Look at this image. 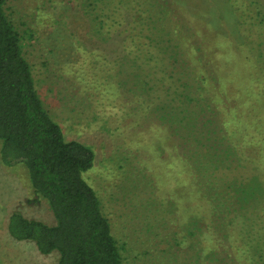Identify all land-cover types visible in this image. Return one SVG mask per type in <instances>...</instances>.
I'll list each match as a JSON object with an SVG mask.
<instances>
[{
    "label": "rangeland",
    "instance_id": "1",
    "mask_svg": "<svg viewBox=\"0 0 264 264\" xmlns=\"http://www.w3.org/2000/svg\"><path fill=\"white\" fill-rule=\"evenodd\" d=\"M258 10L264 12V0L7 2L6 15L21 36L44 108L66 141L94 154L83 179L110 222L122 264H264V58L250 48L263 32L243 26L255 21ZM161 29L170 61H161L163 52L156 49L149 62L143 41ZM168 32L175 33L171 42ZM123 38L140 40L139 71L145 62L153 73L167 68L166 80V72L154 75L158 104L180 65L186 73H202L212 97L223 98L225 109L214 121H227L236 132L235 147H219L229 154L219 162L212 158L215 171L206 167L214 147L197 157L186 148L195 141L183 132L185 125L174 132L158 116L142 81L126 78L138 71L124 62ZM246 41L248 47L241 45ZM245 56L254 61L246 63ZM201 132L207 139L211 130ZM249 187L255 195L238 203L236 189ZM16 211L53 223L25 167L0 160V264H56L57 253L41 255L31 242L9 237L8 219Z\"/></svg>",
    "mask_w": 264,
    "mask_h": 264
},
{
    "label": "trees",
    "instance_id": "2",
    "mask_svg": "<svg viewBox=\"0 0 264 264\" xmlns=\"http://www.w3.org/2000/svg\"><path fill=\"white\" fill-rule=\"evenodd\" d=\"M8 1L0 0V160L7 167H25L31 187L37 199L47 203L53 223L28 218L16 211L9 216L7 233L13 241L31 242L41 255L57 253L56 264H122L121 250L112 235L110 222L101 209L95 191L83 179V174L94 166V154L80 142L66 141L60 126L44 108L32 68L23 54L21 36L6 15L5 6ZM241 9L244 10V7ZM251 9L254 11L250 7H245L244 11L250 14ZM243 26L249 27V31L257 28L264 35V12L258 10L255 21L247 19V24L243 23ZM163 29L158 36L154 32L143 41L146 48L143 50L147 55L145 58L149 62L153 61L156 49L163 52L159 57L161 61H170L166 55L169 45H161L164 42L160 38ZM174 35L168 32L167 42H171ZM263 35L258 34L256 44L250 45L251 49L260 54V59L264 58ZM122 40L127 54L125 64L138 71L135 74L127 72L126 78L133 81L136 77L142 81L144 93L150 95V103L156 107L158 116L161 115L162 120L169 122L174 132L178 134L177 129L185 125L183 132L190 141L196 142L186 148L194 151L197 157L203 159L201 149L214 147V153L207 157L211 164L206 167L209 171H215L212 158L219 162L222 160L221 154H229L227 151L219 152V147H235L232 144L236 132L226 127L227 121H214L225 109L222 107L223 98L217 102L212 97L202 73L196 75L189 70L186 73L183 68L185 66L180 65L174 73L175 82L165 90L168 96L158 104L155 98L158 85L154 75L166 72L167 76L162 81L166 80L170 76L167 68L153 73L147 68L153 70L154 67L145 62L146 69L139 71L141 60L144 61L140 44L136 45L140 40ZM241 45L248 47L249 43L246 41ZM172 56L176 65L179 61L181 63L175 54ZM245 58L246 63L254 61L253 57L251 60L248 56ZM156 60L158 62V58ZM214 67L219 70V67ZM234 68L231 67L228 74H233ZM214 89L216 93L219 92L216 86ZM201 129L211 130L207 139L202 138L205 135ZM204 142L212 143L206 146ZM252 190L251 187L237 188L233 198L235 196L238 203H244V198L247 200L255 195ZM224 196L225 202L230 203V194L225 193ZM212 200L219 207L215 197Z\"/></svg>",
    "mask_w": 264,
    "mask_h": 264
}]
</instances>
